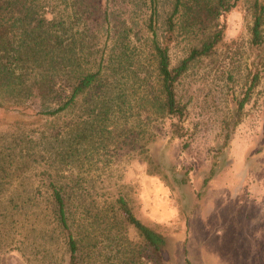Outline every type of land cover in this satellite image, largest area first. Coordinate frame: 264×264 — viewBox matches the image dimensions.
Returning a JSON list of instances; mask_svg holds the SVG:
<instances>
[{
    "label": "trees",
    "instance_id": "1",
    "mask_svg": "<svg viewBox=\"0 0 264 264\" xmlns=\"http://www.w3.org/2000/svg\"><path fill=\"white\" fill-rule=\"evenodd\" d=\"M151 1L149 17L134 20L131 13L113 24L107 0H93L99 16L88 0H0V88L20 107L31 103L43 109L34 116L36 140L21 142L48 143L47 153H37L32 161L31 180L38 194L32 198L49 206L68 264H82V249L97 247L101 232L111 239L119 226L106 216H91L90 208L86 224L82 222L81 209L95 204L89 206L88 201L97 190L102 193L99 213L119 214L159 264L169 263L167 238L136 216L119 167L125 161H142L150 176L170 177L181 187L168 147L160 144L159 123L170 122L171 140L184 138L188 110L178 99L177 86L194 64L215 54L224 33L220 19L239 0H172L162 35L155 26L158 4ZM60 5L65 20L57 17ZM48 15L56 18L49 20ZM252 20L251 45L264 52V4L258 0L252 5ZM177 42L185 43L186 55L172 66L171 50ZM143 56L153 61L150 74L143 70ZM133 67L137 79H152L153 90L146 96H114L118 70ZM260 78L259 72L254 75L247 96L226 121L217 161H226L248 94ZM4 103L1 100L0 107ZM21 153L32 158L24 149Z\"/></svg>",
    "mask_w": 264,
    "mask_h": 264
},
{
    "label": "rangeland",
    "instance_id": "2",
    "mask_svg": "<svg viewBox=\"0 0 264 264\" xmlns=\"http://www.w3.org/2000/svg\"><path fill=\"white\" fill-rule=\"evenodd\" d=\"M107 1L113 24L131 13L134 20L151 14V0H130L128 5L125 0ZM255 1L239 0L232 12L221 17L224 33L215 54L194 64L178 84V99L188 110L184 138L171 140L170 122L159 123L160 144L168 147L170 166L176 169L181 187L170 177L150 176L142 161H125L119 167L136 216L168 240L167 264H264V52L251 45ZM88 2L99 16L93 0ZM156 4L155 26L162 35L173 1L156 0ZM54 16L48 15L49 20ZM57 17L65 20L64 5ZM186 50L184 42L174 43L172 66ZM141 63L145 73L153 71L151 56H143ZM132 70H118L114 96H146L153 90L152 79L139 80ZM258 72L260 82L248 94L228 157L219 162L215 156L224 125L237 112V103L247 96ZM13 98L0 88V101L6 102L0 107V264H68L49 206L32 198L38 195L31 180L32 161L37 153H47L48 143L21 142L36 140L34 116L43 109L31 103L20 107ZM27 106L31 107L24 109ZM22 149L32 158H23ZM100 194L91 193L88 204H95L81 209L82 222L86 224L83 219L90 208L91 216H106L112 224L119 221V226L111 239L106 238L108 232L101 237V232L97 247L82 249V264H159L119 214L99 213Z\"/></svg>",
    "mask_w": 264,
    "mask_h": 264
}]
</instances>
